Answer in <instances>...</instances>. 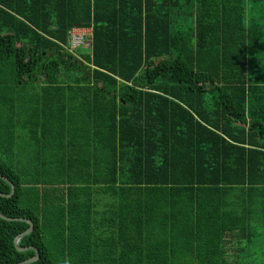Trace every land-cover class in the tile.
I'll use <instances>...</instances> for the list:
<instances>
[{
  "label": "trees",
  "instance_id": "16d2710c",
  "mask_svg": "<svg viewBox=\"0 0 264 264\" xmlns=\"http://www.w3.org/2000/svg\"><path fill=\"white\" fill-rule=\"evenodd\" d=\"M0 175V264H227L264 236V0H0Z\"/></svg>",
  "mask_w": 264,
  "mask_h": 264
},
{
  "label": "rangeland",
  "instance_id": "374dc122",
  "mask_svg": "<svg viewBox=\"0 0 264 264\" xmlns=\"http://www.w3.org/2000/svg\"><path fill=\"white\" fill-rule=\"evenodd\" d=\"M77 48L75 51H82ZM85 51L87 49H84ZM254 243L244 244V252L240 254L239 245L229 246L226 256L227 264H264V236L262 230L258 228Z\"/></svg>",
  "mask_w": 264,
  "mask_h": 264
},
{
  "label": "built area",
  "instance_id": "2783aa9c",
  "mask_svg": "<svg viewBox=\"0 0 264 264\" xmlns=\"http://www.w3.org/2000/svg\"><path fill=\"white\" fill-rule=\"evenodd\" d=\"M92 38L91 28H74L69 33V51H75L77 48H84L90 46Z\"/></svg>",
  "mask_w": 264,
  "mask_h": 264
},
{
  "label": "water",
  "instance_id": "95a60500",
  "mask_svg": "<svg viewBox=\"0 0 264 264\" xmlns=\"http://www.w3.org/2000/svg\"><path fill=\"white\" fill-rule=\"evenodd\" d=\"M0 178L6 180V179H5L4 177H2L1 175H0ZM6 181H7V180H6ZM10 185H11V187H12V192H13V191H14V187H13L12 184H10ZM0 196H5V195H2V194L0 193ZM0 218L3 219V220H7V221H14V220H15V219H9V218H6V217L2 216L1 214H0ZM27 222L30 224V228H29V230H27L26 232H24L23 234L19 235V236L16 238V240H15V244H16V245L18 244V241H19L23 236H25L26 234L30 233V232L32 231V229H33L32 223L29 222V221H27ZM18 250H19V251H22L23 249L18 248ZM37 259H38V253H37V257H36V258L31 259V260H29V261H27V262H25V263L32 262V261H35V260H37Z\"/></svg>",
  "mask_w": 264,
  "mask_h": 264
}]
</instances>
